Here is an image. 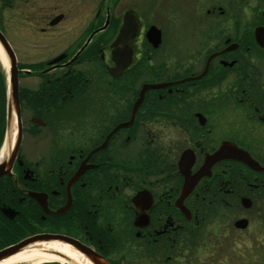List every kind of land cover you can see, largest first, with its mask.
<instances>
[{
  "label": "flooded vegetation",
  "instance_id": "obj_1",
  "mask_svg": "<svg viewBox=\"0 0 264 264\" xmlns=\"http://www.w3.org/2000/svg\"><path fill=\"white\" fill-rule=\"evenodd\" d=\"M158 1L150 2L152 16ZM166 1L165 28L142 30L139 0H0L21 123L0 178V250L62 236L108 264H122L111 259L119 250L126 264H264V171L231 158L206 169L222 147L264 167V51L253 37L264 26V0L257 13L253 0ZM185 22L189 36L207 43L186 48L207 54L203 63L159 82L152 69L141 83L140 38L156 51L163 33L182 35ZM126 26L130 34L116 43ZM151 28L161 39L156 48L146 38ZM220 37L221 46L209 47ZM114 55L130 56L122 71ZM2 81L0 151L6 69ZM158 84L167 86L147 90L135 106L144 85ZM196 175L183 192L184 176Z\"/></svg>",
  "mask_w": 264,
  "mask_h": 264
},
{
  "label": "water",
  "instance_id": "obj_2",
  "mask_svg": "<svg viewBox=\"0 0 264 264\" xmlns=\"http://www.w3.org/2000/svg\"><path fill=\"white\" fill-rule=\"evenodd\" d=\"M263 17H264V11H263ZM129 33L130 31L127 30V26L123 33L121 32L116 43L122 42V40H125V34ZM132 34V29H131ZM253 37L255 44L260 50L264 51V26L256 27L253 30ZM146 38L150 45H152L154 48H156L160 44V36L159 32L156 31L154 28H151L149 32L146 35ZM0 48L2 52L4 53V56L7 61V93H6V133H5V142H8V138L13 134V141L12 144L9 146V150L5 157L0 161V178L6 173L8 168L11 165V162L13 158L16 155L17 149L20 144L21 140V123H20V107H19V95H18V70L15 66V58L12 53V50L10 49L8 43L6 42L4 36L0 33ZM237 48V45L232 44L227 49L223 50L221 52H228L231 50H234ZM219 54V53H218ZM129 55V54H128ZM126 56V60L123 62L118 61L114 55V63L116 66V70L122 71L124 68L128 66L129 58L130 56ZM217 54L211 55L207 62H209L214 56ZM233 64V63H232ZM232 64H229L232 66ZM203 76V75H201ZM200 76V77H201ZM199 77V78H200ZM167 84H158V85H144L140 92V99L137 100L136 105L137 106L141 100V96L150 89H161L165 88ZM231 154V155H230ZM233 159L241 164L246 165L251 170L256 172H262L264 171V167H260L256 162H254L250 156L238 149L235 148H225L222 147L219 149L217 153H215L213 156L208 157L206 160V169L211 167L213 164L224 160V159ZM185 182L183 186V192H186L194 186L195 182L198 180L199 175H196L193 178H188V176H184ZM190 179V180H188ZM190 193H181V198L188 196ZM10 211V210H9ZM11 212V211H10ZM63 210H61L59 213H62ZM58 213V214H59ZM52 243L57 242L64 244L68 246L70 249H72L74 252L81 255L89 264H108L103 258L96 255L94 252H92L89 249H86L80 245H78L76 242L72 241L71 239H68L66 237L62 236H45V237H39V238H30L25 239L17 243L16 245L7 247L0 251V262L16 255L23 249H25L28 246L33 245L34 243ZM57 254V253H56Z\"/></svg>",
  "mask_w": 264,
  "mask_h": 264
},
{
  "label": "rangeland",
  "instance_id": "obj_3",
  "mask_svg": "<svg viewBox=\"0 0 264 264\" xmlns=\"http://www.w3.org/2000/svg\"><path fill=\"white\" fill-rule=\"evenodd\" d=\"M239 2L238 5H240V0H237ZM262 0H253L251 3L250 8L252 9L253 13H257L258 9H261L262 7ZM151 0H139L138 4V10L140 11V15L143 17L141 25H142V30L144 28H148L150 25H155V23H159L163 29L165 28L163 23L167 22L168 19V9L169 5L166 0L158 1L156 3V16H152L153 14L151 12ZM188 8V7H187ZM189 11L191 12L190 16L193 15L194 17L198 15L199 7H198V12L195 9V5L191 3V6L189 7ZM193 16L190 18L193 20ZM171 23V22H170ZM258 22L253 21L252 24L256 25ZM183 24V23H182ZM189 24H194V22H191ZM172 26V25H171ZM181 29L185 30L183 31V34L181 33H175L177 29H172L174 33H163L162 36V42L161 46L156 50L152 51L148 47V45L145 43L143 38H140L139 41V47H140V62H141V83L144 81L148 80L149 78V71H151L152 74V69L155 71V78L157 82L159 81H164L165 77H168L170 74H173L174 72H181L183 70L191 69V68H196L199 65V62L203 63V59L207 54L204 53H195L190 49L191 46H204L207 43H205V40L203 41V37H197V33L194 34L193 36H189L190 34L187 32L186 29V22L185 24L182 25ZM190 29V27H188ZM205 27H200V34L204 32ZM180 29V28H179ZM7 38V37H6ZM225 39V37H220L213 39V43L210 44L209 47H214L216 45L221 46L222 41ZM234 38H232L233 40ZM15 40V39H13ZM180 47L185 48V51L180 50ZM186 48H189V51H186ZM186 52V53H185ZM254 60L256 63H260L262 60V56H260L258 53H254ZM173 59V60H172ZM248 59H242V61H247ZM174 62V63H172ZM176 69V70H174ZM4 73V74H3ZM0 74L5 76V68H3L2 63L0 62ZM152 77V75H151ZM239 78L237 77V84H239ZM230 81V76L227 78L226 82ZM190 113V112H189ZM224 115L220 113V117L222 118ZM242 125V124H238ZM235 128V126H234ZM233 128V129H234ZM258 139V138H256ZM259 142V140H258ZM175 149L173 150V152ZM172 158H174L172 156ZM261 162H263L262 157L259 159ZM173 162V160H172ZM264 217V215H263ZM264 219V218H263ZM262 219V220H263ZM119 232H127V230H118ZM125 251L119 250L116 255H113L111 258L115 263H118L121 261L122 264H126L127 258H125ZM53 264H58V263H53ZM244 264V263H242Z\"/></svg>",
  "mask_w": 264,
  "mask_h": 264
},
{
  "label": "bare ground",
  "instance_id": "obj_4",
  "mask_svg": "<svg viewBox=\"0 0 264 264\" xmlns=\"http://www.w3.org/2000/svg\"><path fill=\"white\" fill-rule=\"evenodd\" d=\"M0 62L7 69V61L0 48ZM14 134V133H13ZM13 134L8 138L0 151V161L5 157L13 141ZM57 253V254H56ZM89 264L81 255L68 246L57 243H34L0 264Z\"/></svg>",
  "mask_w": 264,
  "mask_h": 264
},
{
  "label": "trees",
  "instance_id": "obj_5",
  "mask_svg": "<svg viewBox=\"0 0 264 264\" xmlns=\"http://www.w3.org/2000/svg\"><path fill=\"white\" fill-rule=\"evenodd\" d=\"M0 77H2V74H0ZM4 94H5V87H4V83L3 81L0 82V96L4 98ZM1 137H2V134H0V141H1Z\"/></svg>",
  "mask_w": 264,
  "mask_h": 264
}]
</instances>
